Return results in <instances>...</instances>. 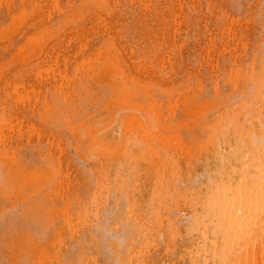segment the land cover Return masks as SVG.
<instances>
[{
  "label": "bare ground",
  "instance_id": "1",
  "mask_svg": "<svg viewBox=\"0 0 264 264\" xmlns=\"http://www.w3.org/2000/svg\"><path fill=\"white\" fill-rule=\"evenodd\" d=\"M196 5L0 0V154L53 222L0 232V264H264V0H227L209 36ZM145 97L148 139L119 119Z\"/></svg>",
  "mask_w": 264,
  "mask_h": 264
},
{
  "label": "rangeland",
  "instance_id": "2",
  "mask_svg": "<svg viewBox=\"0 0 264 264\" xmlns=\"http://www.w3.org/2000/svg\"><path fill=\"white\" fill-rule=\"evenodd\" d=\"M252 1L253 0H234L236 8H237V11L240 10L239 12H241V13H244L248 9V7H249L248 5ZM195 5H196V9L194 11V14L196 15L195 12L198 13V11H196L197 9L202 12V14L199 12L200 16L202 15L201 17L199 16V14H197V17H198L197 19L199 20V18H200V21L195 22V30H196L197 33L199 32V33L204 34V36H209L210 33H211V25H210L211 23L210 22H206V19L209 18L210 20H213L215 13L218 14L220 12L221 8L227 7V0H195ZM193 9H194V7H193ZM202 9H203V11H202ZM192 12L193 11H191V14H192ZM195 15H194V17H195ZM193 19H195V18H193ZM197 19H196V21H197ZM193 22H194V20H193ZM192 24H194V23H191V25ZM192 26H194V25H192ZM219 27L220 28L222 27L220 23H219ZM19 44H20V39L18 37H16L15 38V45L13 46L14 49L12 51H15V49L17 48V46ZM23 55L24 54L22 52H20L19 60H21L23 58ZM7 76H8V73L6 74V77ZM93 88L97 89L98 95L97 94L96 95L99 97V99L97 100L96 106L94 108H92V106L90 105V109H91V111L92 110H101L108 103V101H109L111 95H113V93L111 94V92L109 90V87L103 81L98 82V83H94L93 84ZM144 101H145L144 103L146 105V108L144 110L129 107L128 109L124 110V113H121L119 115V119H121L123 121V125H124L126 133H130V131H137L138 133L141 134V136L144 139H148L150 137V135H151V132L154 131V129H153L152 125H151L152 124L151 120L148 117V112L155 111V110L157 111V109L153 105L154 103H151L147 97H145ZM179 117H181V115H179ZM28 121L31 123V125L32 124L40 125L38 123V119H37V111H32L31 110V112L29 113ZM163 122H164V125H166L163 128V132H165L168 136L176 137V138H179V139H183L184 138V135L186 133L183 132V128H180L181 127L180 123L172 124L173 121L171 119H163ZM191 122H192L191 123V125H192L195 122V118H193V120ZM48 128H50V126H48ZM59 133H61L64 136L65 140L71 141V138L68 135V133H66L63 130L56 132L57 135ZM87 161H88V164H90L88 159H87ZM0 178H1L0 181H2V182H0V216L2 215V218L5 219L4 221L3 220L0 221V232H4L5 231V233L8 234V231H10L12 229L13 230L11 232H13L14 230H15L14 232H17L20 228H22L20 226H22V225H26L27 226L28 223H31V221H32V223L29 224V225H32V226L40 225L41 222H42L41 225L43 227V230L46 228V230H44V233L47 232L49 234V229L50 228L48 229L47 225H48V222L50 224H52L53 222H52V217L51 216L49 218V221L47 222V220H48V214H47L48 213L47 212L48 211V207L45 206L43 208L42 211H46L47 213L46 212L42 213L43 214L42 216H41V214L39 216H37L38 214L33 213L35 211L33 209H31V210H33L32 211L33 214H29V213H31V211L28 212V210H30L29 209L30 207L28 208L27 206L30 205L32 208H34L32 206V203L30 202L31 204L29 203V205L26 206V208H28V210L25 211V206L24 205H26V204H21L20 202L26 203V200L22 201L20 196H19V193L21 195V193L23 191H27V192L28 191H33V193L38 194V197H41L44 193L41 192V191H39V192L36 191L35 192L32 188H29L28 184L23 180V178L20 175H17V174H15L13 172L12 167L9 166V164H7L5 162V157L3 155H1V154H0ZM29 197H32V196L29 195ZM12 201L17 206L15 207V209L13 208V211L11 212V216H10V218H8V221H7V218H6L7 214H5V213L2 214V209L5 208V206L8 203H9L8 205H13ZM41 203H43V202H41ZM32 215H34V216H32ZM10 219H11V222H10ZM42 220H44V221H42ZM27 221H28V223H26ZM2 222H4V223H2ZM9 222H10V225L12 227L9 226ZM14 222H15V224L18 223L17 226L14 224ZM45 223L47 225L44 226L43 224H45ZM4 227L6 228V230H5ZM17 228H19V229H17ZM39 229L40 228H38V230ZM35 232H36V230H35ZM37 232L38 233L37 234L35 233V235H39L40 232H41V235H43L42 229H41L40 232L39 231H37ZM45 235L47 236V234H44L43 236H45ZM42 241H44V237L39 239V243H41ZM1 244L2 245H0V250L3 249V251H1V252H4V250L7 251V249L5 248V244L2 243V242H1ZM1 246L4 247V248H2ZM8 251L4 252V254L6 253L5 255L2 253L3 254V260L6 259L4 261H7V262L9 261L8 258L6 257L7 255H8V257H11V256L15 255V253H14L15 249L14 250L13 249L12 250H8ZM9 253H11V254H9ZM27 257L28 256H26V259L24 260V263L29 264V261L27 262V260H29L30 256L28 258ZM13 258H15V256ZM12 262L13 261H11L10 263L12 264ZM22 263L23 262H21V264Z\"/></svg>",
  "mask_w": 264,
  "mask_h": 264
}]
</instances>
